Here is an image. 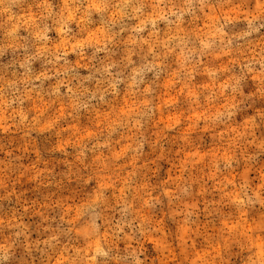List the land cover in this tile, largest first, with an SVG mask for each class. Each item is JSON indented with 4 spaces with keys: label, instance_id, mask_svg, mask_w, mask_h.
<instances>
[{
    "label": "clouds",
    "instance_id": "obj_1",
    "mask_svg": "<svg viewBox=\"0 0 264 264\" xmlns=\"http://www.w3.org/2000/svg\"><path fill=\"white\" fill-rule=\"evenodd\" d=\"M0 264H264V0H0Z\"/></svg>",
    "mask_w": 264,
    "mask_h": 264
}]
</instances>
